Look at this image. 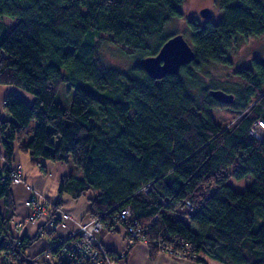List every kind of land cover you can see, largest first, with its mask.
I'll use <instances>...</instances> for the list:
<instances>
[{
	"label": "trees",
	"instance_id": "1",
	"mask_svg": "<svg viewBox=\"0 0 264 264\" xmlns=\"http://www.w3.org/2000/svg\"><path fill=\"white\" fill-rule=\"evenodd\" d=\"M183 1L0 0V19L16 20L11 28L0 21V83L33 96L30 103L8 96V116L0 117V253L12 250L13 260L33 264L26 247L38 236L17 243L11 230L16 143L41 171L43 160H71L81 171L61 178L51 212L70 185L73 197L92 189L88 215L108 231L121 228L124 238L144 226L151 256L164 252L160 245L183 240L195 256L174 258L264 264V127L259 138L249 132L255 121L264 123V62L254 55L233 65L230 57L239 38L264 33V0H218L217 21L187 18L193 59L154 78L139 60L178 33L166 24L183 16ZM103 35L128 48L123 53L134 61L127 69L103 61ZM210 63L231 68L238 87L207 86L201 67ZM63 83L74 87L69 107L56 99ZM211 89L233 94V101H218ZM213 106L238 116L222 125L209 111ZM247 175L251 182L243 189L230 184ZM186 202L193 208L188 217L180 210ZM124 207L128 217L111 221ZM116 253L108 251L114 259Z\"/></svg>",
	"mask_w": 264,
	"mask_h": 264
},
{
	"label": "crops",
	"instance_id": "2",
	"mask_svg": "<svg viewBox=\"0 0 264 264\" xmlns=\"http://www.w3.org/2000/svg\"><path fill=\"white\" fill-rule=\"evenodd\" d=\"M9 21L16 20L8 17H2L0 21L4 22L8 28H11ZM10 95H17L23 98L26 102L30 103L32 101V94L28 91L9 83H0V117H7V113L4 109V101ZM0 152L1 146H0ZM14 164L19 163L21 165V175L30 183L32 187L43 195L48 206L50 207L57 199L58 187L61 178L74 170L71 168L69 163L64 162H54L43 160L45 164V171L39 170L37 166L25 165L23 168L21 164V153L18 145L14 144ZM3 159H0V163ZM72 185L69 186L71 188ZM11 191L15 206V215L11 221V228L18 221L23 224L19 236H27L28 238L38 234V238L43 239V245H39L37 248L26 247V252L28 254L38 253L42 248L46 246L49 241L50 236H39L38 228L43 223V218L36 219V221L27 220L30 207L26 205V200L31 195V190L26 188L24 183H11ZM90 195V194H89ZM61 202L59 204L58 210L62 209L69 213L70 217L66 220V225L59 227L57 230L58 234H66L71 228H75L76 223L88 217L87 208L89 207V200L86 196L73 197L71 191L66 189L61 193ZM56 210V209H55ZM56 210L55 212H57ZM12 230V229H11ZM13 233V232H12ZM14 234V233H13ZM100 237L104 247L110 252H120L126 249V239H124V232L118 231H108L104 227L100 230ZM34 240V241H35ZM33 241V242H34ZM32 242V243H33ZM113 264H220L216 260L206 258V263H198L187 258H174L166 252H156L153 256L150 255L149 248L145 243L138 242L127 249L123 257H117L114 259Z\"/></svg>",
	"mask_w": 264,
	"mask_h": 264
},
{
	"label": "built area",
	"instance_id": "3",
	"mask_svg": "<svg viewBox=\"0 0 264 264\" xmlns=\"http://www.w3.org/2000/svg\"><path fill=\"white\" fill-rule=\"evenodd\" d=\"M263 127L264 123L261 120H257L249 127V132L259 138L261 136L260 131ZM11 182L24 183L26 188L31 190V195L26 200V205L30 207L27 220L36 221V219L42 217L43 223L38 228L39 236H46L47 234L50 236L44 248L38 253L31 254L28 263L113 264L114 257L108 254V250L102 244L99 232L103 224L97 216H89L84 221L79 220L75 228H71L66 234H58V228L66 225V220L70 217L69 213L62 209H56L58 210L57 212H51L43 195L35 190L32 185L26 182L22 177L21 165L19 163H17L12 170ZM180 210L183 211L187 217L191 216L193 213V208L189 202H186ZM129 213V207L121 208L113 214L111 221L118 217L126 218ZM22 226L23 224L21 221H18L11 228L17 238V243H19L20 238H22V236L18 235L21 232ZM144 229V226L130 228V233L126 239L127 245L133 243L134 239L138 241L142 240ZM161 248L165 252H172L177 257H186L193 254L191 245L185 243L183 240L171 241L169 244H163ZM12 252L11 250L10 253L9 251L6 253V251L3 250L0 253V264H20L17 260L15 261L11 258L10 254ZM124 255V251L116 253V257H123ZM192 256H195V254ZM23 264H26V262Z\"/></svg>",
	"mask_w": 264,
	"mask_h": 264
},
{
	"label": "rangeland",
	"instance_id": "4",
	"mask_svg": "<svg viewBox=\"0 0 264 264\" xmlns=\"http://www.w3.org/2000/svg\"><path fill=\"white\" fill-rule=\"evenodd\" d=\"M203 7H208L210 9V12L212 14L211 19L213 21H217L222 16V9L219 6L218 0H184L180 4V9L183 12V16L174 17L170 22L166 24V29L169 31H177L183 34L184 37L187 39L189 35V28L186 19L196 18L200 22H203V18L199 14L200 9ZM7 22L9 23L10 27L14 25L13 24L14 21L7 20ZM103 36L104 37L101 41V46H100V54L103 61L106 64L114 66L116 68L122 70L127 69L134 61L132 54L129 55L123 53L122 49L128 50V48L122 45L121 43H117L115 41L109 40L106 35ZM254 55H261V56L264 55V33L260 35H252L245 38H239L236 46H234L230 50V57L232 59L233 65L246 64L248 59ZM232 72L233 71L231 68L217 63H210L207 65H203L201 67V77L205 81L207 86L210 87L211 85H216L222 88H226L227 90L230 91L233 90L231 88L235 89L236 83H237L236 87H238V84L241 81L237 76L233 75ZM73 92H74L73 86L63 83L58 90L56 99L62 106L69 107L71 105ZM209 111L212 114L213 119L222 125H229L238 116L237 111L230 107L213 106L209 109ZM132 112L133 110L130 111V114H133ZM34 124L35 122L31 121L30 128H32ZM20 153H21V164L23 168H25V165H30L29 156L27 153H24L22 151H20ZM16 164L17 163H15L14 166ZM69 164H71L70 165L71 168H74V170L71 173L77 172L78 176L82 175L81 171L78 170L75 165H73L71 160H69ZM250 182H251V176L249 175L244 176L243 178L238 180H230V184L232 185V187L238 190L243 189L244 186L249 184ZM67 189L70 190L71 192L74 190L73 188H69V187H67ZM94 194H96V192L92 189L91 190L83 189L82 194L79 196L90 197L91 195ZM88 217L83 218L81 220L84 221ZM179 217L185 218L183 214H180ZM185 220H187V218ZM124 239H127V237H125ZM138 242L145 243L144 240L137 241V243ZM39 245L40 246L43 245V239L38 238L33 243L28 245V247L34 249L37 248ZM166 253L171 255L172 257L175 256L170 251Z\"/></svg>",
	"mask_w": 264,
	"mask_h": 264
},
{
	"label": "water",
	"instance_id": "5",
	"mask_svg": "<svg viewBox=\"0 0 264 264\" xmlns=\"http://www.w3.org/2000/svg\"><path fill=\"white\" fill-rule=\"evenodd\" d=\"M199 14L205 19H211L212 16L208 7L201 8ZM193 57L191 45L184 35L178 32L171 35L156 54L142 57L139 64L150 76L159 79L166 74L177 73L180 66L189 63ZM261 61L264 62V56ZM209 92L222 103L230 104L233 101V94L222 89H211Z\"/></svg>",
	"mask_w": 264,
	"mask_h": 264
},
{
	"label": "flooded vegetation",
	"instance_id": "6",
	"mask_svg": "<svg viewBox=\"0 0 264 264\" xmlns=\"http://www.w3.org/2000/svg\"><path fill=\"white\" fill-rule=\"evenodd\" d=\"M203 18V17H202ZM205 18H203V20H204Z\"/></svg>",
	"mask_w": 264,
	"mask_h": 264
},
{
	"label": "bare ground",
	"instance_id": "7",
	"mask_svg": "<svg viewBox=\"0 0 264 264\" xmlns=\"http://www.w3.org/2000/svg\"><path fill=\"white\" fill-rule=\"evenodd\" d=\"M173 241H175V240H173Z\"/></svg>",
	"mask_w": 264,
	"mask_h": 264
}]
</instances>
